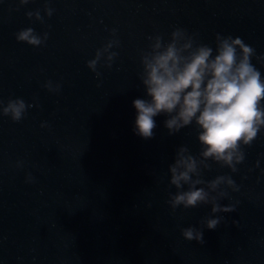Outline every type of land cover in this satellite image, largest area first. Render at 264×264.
<instances>
[{"label":"water","instance_id":"1","mask_svg":"<svg viewBox=\"0 0 264 264\" xmlns=\"http://www.w3.org/2000/svg\"><path fill=\"white\" fill-rule=\"evenodd\" d=\"M37 10L42 21L27 17ZM29 27L47 40L18 41ZM177 28L214 54L217 34L240 37L264 80V0H0V264H264V128L235 172L212 160L201 170L236 186L212 193L233 206L216 214L168 203L177 149L199 157L195 123L170 135L161 114L153 138L134 132L133 101L150 99L141 53ZM113 40L111 67L102 58L93 72L88 61ZM18 98L16 122L2 109ZM188 227L203 243L184 239Z\"/></svg>","mask_w":264,"mask_h":264},{"label":"clouds","instance_id":"2","mask_svg":"<svg viewBox=\"0 0 264 264\" xmlns=\"http://www.w3.org/2000/svg\"><path fill=\"white\" fill-rule=\"evenodd\" d=\"M28 3L29 0H20L21 5ZM45 11L48 16L52 15L50 8ZM26 15L29 19L35 17L42 21L39 10L29 11ZM16 39L35 47L47 40V33L41 37L29 27L19 31ZM149 40L152 41L149 50L142 52L140 57V80L150 99L133 101L137 110L134 132L144 139L153 138V129L157 127L154 117L161 114L167 117L164 125L170 135L195 123L201 145L199 157L190 154L186 146L177 149L174 163L169 165V182L177 192L170 195L168 203L173 210L180 205L186 209L211 205L213 214L231 212L233 206L222 207L218 203L227 192L212 193L225 181L237 190L234 181L221 175L206 182L201 178V170L208 169V161L212 160L235 172L236 164L244 159L241 145H250L264 128V105L261 104L264 80L251 63L255 50L240 37L217 34L214 54L212 47L196 44L193 37L180 28L171 33L168 42L160 35L149 37ZM118 43L109 41L98 49L87 67L96 72L97 64L103 58L110 68L117 55L110 49ZM96 74L99 76L98 72ZM45 86L50 91L59 89V86L53 89L50 82ZM2 112L18 122L26 112L25 101L10 99ZM185 185L187 190H183ZM219 223V217L209 218L206 227L215 229ZM182 235L188 241L203 243V232L194 227L182 229Z\"/></svg>","mask_w":264,"mask_h":264}]
</instances>
